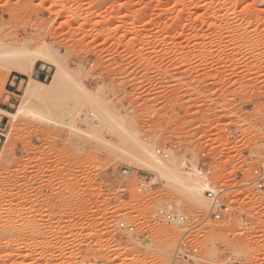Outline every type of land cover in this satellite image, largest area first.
I'll return each instance as SVG.
<instances>
[{
	"label": "rangeland",
	"instance_id": "1",
	"mask_svg": "<svg viewBox=\"0 0 264 264\" xmlns=\"http://www.w3.org/2000/svg\"><path fill=\"white\" fill-rule=\"evenodd\" d=\"M159 163L223 189L233 221L209 218L206 189L205 209ZM256 167L264 0H0V264H172L187 231L194 264H264ZM147 176L160 184L139 192Z\"/></svg>",
	"mask_w": 264,
	"mask_h": 264
},
{
	"label": "built area",
	"instance_id": "2",
	"mask_svg": "<svg viewBox=\"0 0 264 264\" xmlns=\"http://www.w3.org/2000/svg\"><path fill=\"white\" fill-rule=\"evenodd\" d=\"M90 120L93 125L97 126L99 123V118L94 113H90ZM176 146V144H174ZM171 152L169 149L164 147H159L154 150V155L158 160H166L170 157ZM203 160H207L206 152L202 153ZM203 167L204 165H198ZM121 172L125 175L130 173L128 168H123ZM253 181L252 184L255 186L256 190L261 196H264V167H256L253 170ZM160 184V179L155 176H147L144 177L137 188L139 192L152 190L156 188ZM205 196L210 202V211L209 218L216 221H225L231 222L234 219V213L231 209L229 203L225 201L224 190L218 189L214 187H210L205 190ZM158 216L163 218L164 220H168L170 222H183L185 216L177 213L173 209L168 206H163L158 210ZM116 227L118 231H124L128 234H132L135 239L139 242L147 240L150 236L149 232L138 233L136 229V225L133 222L128 220H121L116 223ZM188 232V231H187ZM187 232L179 239L176 249L173 253L172 264H194L200 255V246L188 239ZM118 237H126L125 235L116 236ZM223 264H245V260L242 256L238 254H227L224 257Z\"/></svg>",
	"mask_w": 264,
	"mask_h": 264
},
{
	"label": "bare ground",
	"instance_id": "3",
	"mask_svg": "<svg viewBox=\"0 0 264 264\" xmlns=\"http://www.w3.org/2000/svg\"><path fill=\"white\" fill-rule=\"evenodd\" d=\"M12 52V51H11ZM10 52V53H11ZM42 55V54H41ZM43 55H45L46 57L44 58V56L42 57V58H44V59H46V58H49V57H47V55L46 54H43ZM40 56V55H39ZM34 57V56H33ZM31 58L30 59V65L29 66H27L26 68H20L19 69V72L20 73H23V74H25V75H27V74H29V72H30V70H32V68L34 67V65H35V63H36V59H35V57H37V54H35V57L34 58ZM41 57V56H40ZM40 57H38V58H40ZM37 58V59H38ZM47 60V59H46ZM51 60V59H50ZM55 64V63H54ZM56 65H57V63H56ZM55 65V66H56ZM58 68H61L60 66H59V63H58ZM61 70V69H60ZM60 73H61V71H59ZM57 80H58V77H57ZM56 80V81H57ZM55 82V81H54ZM40 84H42V83H40ZM31 85H32V83H31ZM30 85V87L28 88V90H27V92L29 93V94H31V93H39L40 91L38 90V88H36V87H33V86H31ZM12 115H14V114H12ZM143 145V144H142ZM144 146V145H143ZM145 147V146H144ZM145 151H146V149H145ZM147 153H149L148 151H146ZM152 153V152H151ZM150 153V155H152ZM152 158H153V155H152ZM155 158V157H154ZM153 158V159H154ZM158 160V159H157ZM159 162H161V160L159 161ZM172 163V162H171ZM156 166V165H155ZM159 166H161V167H159V169H161L160 171H161V174H162V176H163V179L165 178V180L167 181V182H172L173 184H175V185H179L178 187L180 188V189H182V190H186L187 192H189L190 193V196H191V199H192V201L193 202H195V203H199L202 207H204L205 209L207 208V203H206V199H205V197H204V195H203V190L204 189H207L208 188V184L206 183V186H205V184L203 185V184H201V182L199 181V180H197V179H195L194 177H192L191 175H189V174H182L180 171H178L176 168H174V167H170L168 164H166V163H161V165H160V163H159ZM199 181V182H198ZM172 244L171 243H167V244H165V245H163V247L161 248V251H162V253L165 255V256H167V254H168V250L170 249V246H171Z\"/></svg>",
	"mask_w": 264,
	"mask_h": 264
},
{
	"label": "crops",
	"instance_id": "4",
	"mask_svg": "<svg viewBox=\"0 0 264 264\" xmlns=\"http://www.w3.org/2000/svg\"><path fill=\"white\" fill-rule=\"evenodd\" d=\"M36 71L39 72V73H41V75H43L44 72L45 73L47 72V70H46L45 67H41L39 70H36ZM18 85H20V82H18ZM2 102H4V101H2ZM6 112H9V111H6ZM3 119H4V117H3Z\"/></svg>",
	"mask_w": 264,
	"mask_h": 264
}]
</instances>
